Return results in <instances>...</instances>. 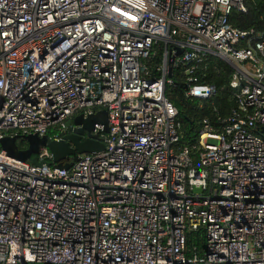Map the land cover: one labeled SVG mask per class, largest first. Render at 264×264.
<instances>
[{
    "label": "built area",
    "instance_id": "1",
    "mask_svg": "<svg viewBox=\"0 0 264 264\" xmlns=\"http://www.w3.org/2000/svg\"><path fill=\"white\" fill-rule=\"evenodd\" d=\"M232 10L246 0H0V140H61L79 114L109 118L92 132L106 150L70 169L47 149L36 166L0 147V264H264V34L232 27ZM160 43L157 80L145 59ZM177 48L173 70L211 55L235 71L239 110L222 133L204 121L198 162L165 94Z\"/></svg>",
    "mask_w": 264,
    "mask_h": 264
},
{
    "label": "trees",
    "instance_id": "2",
    "mask_svg": "<svg viewBox=\"0 0 264 264\" xmlns=\"http://www.w3.org/2000/svg\"><path fill=\"white\" fill-rule=\"evenodd\" d=\"M246 5L247 12L232 10L229 23L242 31H254L257 36L264 34V0H246ZM243 46H249L248 42H244ZM164 51L165 46L160 43L155 46L151 57L145 59L149 78L157 80L161 78L160 67L163 64ZM195 68L192 74H187V66L174 68L171 77L173 83L167 84L165 94L179 113L178 121L181 128L178 148L189 149L198 162L201 152L200 132L204 121L207 120L216 133H222L227 121L239 110V102L231 87L235 71L228 62L206 55ZM191 78L197 82L191 83ZM193 84L214 85L217 87V94L209 99L189 97L188 90ZM17 145L21 151L28 148L25 140H21ZM28 162L32 163V160ZM205 243V230L187 233V246L190 252H201Z\"/></svg>",
    "mask_w": 264,
    "mask_h": 264
},
{
    "label": "water",
    "instance_id": "3",
    "mask_svg": "<svg viewBox=\"0 0 264 264\" xmlns=\"http://www.w3.org/2000/svg\"><path fill=\"white\" fill-rule=\"evenodd\" d=\"M184 50L177 48V51L170 58V75L172 74V65L176 59L183 54ZM103 127L105 134L109 133V118L108 111L101 110L96 114L85 117L83 114L77 115L71 122L73 130L70 134L63 137L61 140H49L46 136L39 137L38 135H19L15 137H5L0 140V147L7 153L8 156L20 159L23 161L32 160L36 166H41L45 162L39 160L38 156L43 150L47 149L52 155V165L70 169L73 165V160H77L79 156L85 154H99L106 150L103 140L93 135L92 132L96 125ZM19 140H25L28 148L21 151L17 145Z\"/></svg>",
    "mask_w": 264,
    "mask_h": 264
},
{
    "label": "rangeland",
    "instance_id": "4",
    "mask_svg": "<svg viewBox=\"0 0 264 264\" xmlns=\"http://www.w3.org/2000/svg\"><path fill=\"white\" fill-rule=\"evenodd\" d=\"M20 141H21V140H19L18 142H20ZM26 143H27V142H26ZM210 143H212V144H217L218 142L215 141V140H211ZM27 146H28V144H27Z\"/></svg>",
    "mask_w": 264,
    "mask_h": 264
}]
</instances>
